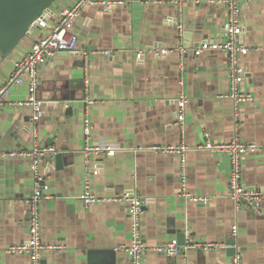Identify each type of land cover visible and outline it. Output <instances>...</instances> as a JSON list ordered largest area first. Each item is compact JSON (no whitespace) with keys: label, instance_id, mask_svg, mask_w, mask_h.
I'll list each match as a JSON object with an SVG mask.
<instances>
[{"label":"crops","instance_id":"1","mask_svg":"<svg viewBox=\"0 0 264 264\" xmlns=\"http://www.w3.org/2000/svg\"><path fill=\"white\" fill-rule=\"evenodd\" d=\"M76 1L58 0L44 20L46 27L37 25L9 54L0 52V86L33 43L57 25L61 10ZM123 1L111 9L85 7L70 29L78 37L76 51L60 52L42 64L37 95L43 106L37 136L29 107L8 104L0 110V152L31 150L36 141L57 150L41 159L49 196L40 205L41 228L45 245L62 244L65 249L46 248L43 263L134 264L123 250L133 239L129 203L87 205L82 198L90 169L84 154L83 120L88 114L90 145L109 144L118 150L91 157V166L99 169L90 177L92 193L140 196L143 240L149 247L178 240V230L186 234L187 245L178 256L150 250L141 264H231L237 253L244 264H264V202L258 209L237 208L229 195V155L200 148L208 136L216 143L238 137L257 145V151L245 155L243 179L249 189L264 192V0L242 5V40L250 49L244 57L243 87L254 100L242 105L239 130L229 96L226 54L206 48L196 55L198 48L225 40L224 5L184 1L180 10L173 2ZM180 48L187 50L182 87ZM94 50L110 54H86ZM181 88L188 97L184 132L177 125ZM28 94L27 84L14 86L9 101H25ZM88 98L94 104H88ZM183 142L188 145L187 190L210 197L207 204L183 196L178 155L153 148ZM33 189L28 160L0 157V264H30L27 255L10 254L7 249L30 237L28 201ZM201 242L226 247L202 251L192 246ZM92 251L96 253L91 255Z\"/></svg>","mask_w":264,"mask_h":264},{"label":"built area","instance_id":"2","mask_svg":"<svg viewBox=\"0 0 264 264\" xmlns=\"http://www.w3.org/2000/svg\"><path fill=\"white\" fill-rule=\"evenodd\" d=\"M144 2H173L182 9V2L193 1L200 3L208 1L224 5L226 9V21L224 24L225 40L222 43L214 44L208 47L203 46L196 50V55H200L206 48L217 49L224 52L228 60L229 72V88L230 97L233 98L235 103V117L236 129L239 130V116L240 109L243 104L252 102L254 100L251 93L246 91L243 87L246 68L244 64V57L249 52V47L243 42L242 37L244 33L243 24V2L250 0H142ZM123 0H77L70 7L64 8L60 12L59 22L52 30L45 36L35 41L31 50L19 61L15 63V67L6 81L0 86V110L8 105H19L29 107L31 112V122L34 126L35 136H37L38 123L42 116V101L38 98L37 91L41 83V66L48 60L53 59L58 53L67 51L74 52L78 46L77 35L70 32L71 27L82 14V11L87 6L100 5L106 9H111L117 5L123 4ZM46 27L47 23L44 19L39 20V24ZM178 29L182 30V25L178 22ZM166 52V51H165ZM186 49H179V79L178 83L182 87L184 83V55ZM85 54V52H84ZM87 55L110 54L107 50H94L93 52L86 53ZM140 57V55L138 56ZM85 86L89 88L91 79L89 73L86 72ZM27 84L28 98L25 101L10 102L12 88L17 85ZM94 100L88 98V104H94ZM188 97L185 92L180 89L178 97L179 105V122L178 127L184 132L185 111L187 107ZM84 134L87 141L84 147V154L86 163L90 169L87 174V190L82 196L85 204L101 203V202H123L126 201L130 205V216L132 221V244L123 246V250L130 253L134 264H141L145 253L153 250L162 253L168 257H176L181 253L182 246L176 240L163 244L161 246L149 247L143 240L142 233V215L144 212L143 199L133 193L118 194L115 196H100L92 193L89 188L91 175H97L99 169L97 165L91 166V157L100 155H114L118 151L113 145H90L92 123L88 114L85 115L84 120ZM208 139L200 148L212 152H224L230 158V191L229 195L234 200L236 207L243 206L252 209H258V206L264 202V192L252 190L247 187L243 179V160L245 155L252 151L258 150L257 145L247 144L242 142L238 137L233 139L230 143H216L212 139ZM156 150L165 151L168 153L177 154L179 157V173L182 183V194L192 201L200 203H209L210 197L202 195H193L187 190L188 171H187V150L188 145L183 142L180 145L168 147H153ZM48 154H57L55 147H41L36 141V144L31 150H16L0 152V157H10L15 160H28L31 164V169L34 174V189L31 198L28 201L29 205V239L22 244L10 246L7 252L10 254H25L30 259V264H44L43 251L46 248L61 251L65 249L62 244L45 245L42 238L41 228V202L49 196L45 193L46 179L42 173L41 159ZM237 227H233V235H236ZM202 251H217L224 249L225 244L218 242H201L192 245ZM231 264H244L243 256L237 253L231 260Z\"/></svg>","mask_w":264,"mask_h":264},{"label":"water","instance_id":"3","mask_svg":"<svg viewBox=\"0 0 264 264\" xmlns=\"http://www.w3.org/2000/svg\"><path fill=\"white\" fill-rule=\"evenodd\" d=\"M58 0H0V52L9 54L39 24L40 19L53 13L52 6ZM57 162L61 155L56 156ZM177 243L186 246V234L182 230L176 233ZM175 240V239H174ZM110 252L113 251H103ZM96 251L90 252L91 255Z\"/></svg>","mask_w":264,"mask_h":264}]
</instances>
